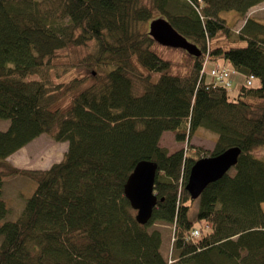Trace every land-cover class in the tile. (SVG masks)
<instances>
[{
    "label": "trees",
    "instance_id": "trees-1",
    "mask_svg": "<svg viewBox=\"0 0 264 264\" xmlns=\"http://www.w3.org/2000/svg\"><path fill=\"white\" fill-rule=\"evenodd\" d=\"M261 4L0 0V122L9 120L0 128V264H264V20L249 12ZM158 17L200 53L165 56L170 46L148 33ZM89 43L93 59L74 64L82 74L54 78L59 51ZM223 67L244 77L234 96L211 74ZM200 128L218 134L209 155L241 153L192 199L185 184L204 157L190 143ZM170 131L187 147L161 145ZM43 133L67 143L59 162H10ZM143 159L158 164L146 224L123 191ZM160 223L173 229L168 256Z\"/></svg>",
    "mask_w": 264,
    "mask_h": 264
},
{
    "label": "rangeland",
    "instance_id": "rangeland-1",
    "mask_svg": "<svg viewBox=\"0 0 264 264\" xmlns=\"http://www.w3.org/2000/svg\"><path fill=\"white\" fill-rule=\"evenodd\" d=\"M143 2L148 3L149 0H143ZM249 12L257 16L258 18L264 20V4H261L259 6L256 5L250 8ZM221 16L226 18L229 24H232L231 17L229 16V12L225 11ZM243 23H244L243 21H240L239 25L242 26ZM94 49L95 47L93 46V44L89 43L88 45L76 46L68 50L59 51L60 57L55 59V61L57 62V66L54 73V75L56 76L54 78H58L61 81H67L69 78L75 75H81L82 70L75 69L74 64L78 60H83V59H86V61L92 60L94 57ZM181 54H182L181 51L175 49L174 47L172 48L170 47V49L166 50L165 52V56L171 58L173 57L179 58ZM219 64H225V62L220 61ZM100 72L101 71L97 69V73ZM32 77L33 76H30L29 78ZM243 81H244V77L242 75H239L238 73L232 74L231 82L229 85L227 84L228 86L231 87L229 89V93L231 94V96H234L237 93L236 90L239 88V85ZM247 84H249L248 81ZM8 124H9V120L4 119L3 121L0 122V128H6ZM198 130L199 131H197L195 136L191 138L190 143H193L194 145L199 146L204 150V152L201 153V156L209 155L211 153L210 151L215 147V142L218 134L215 131H212L207 128H200ZM160 144L167 147L172 152L181 147L186 148L188 142L185 141L184 143H180L176 141L174 133L170 131V132H166V134H163L160 140ZM66 146L67 143H62V142L58 143L55 140H53L48 134L43 133L35 140L30 142L28 145L18 150L13 156H11L10 162L16 167L23 169H47L52 164L59 162L61 160V158L63 157V153H65V151L67 150ZM262 153L263 154H259V155L264 156V150ZM233 169L234 168L232 167L230 171ZM262 206L264 209V202ZM197 209H198L197 204H194L190 208L191 217L194 218L196 216ZM158 227L162 229V233H163L161 252L165 256H168V254L170 253L173 229L171 231L170 226L162 223H160Z\"/></svg>",
    "mask_w": 264,
    "mask_h": 264
},
{
    "label": "water",
    "instance_id": "water-1",
    "mask_svg": "<svg viewBox=\"0 0 264 264\" xmlns=\"http://www.w3.org/2000/svg\"><path fill=\"white\" fill-rule=\"evenodd\" d=\"M149 35L162 45L183 48L195 54L200 53L195 44L180 34L163 17L155 18L150 22ZM240 153V147L231 146L219 154L204 156L196 160L185 184V189L192 199L198 198L210 183L228 173L237 164ZM157 172L156 162L143 159L134 166L124 183V194L136 211L135 218L140 224H146L151 219L157 203V195L154 192Z\"/></svg>",
    "mask_w": 264,
    "mask_h": 264
},
{
    "label": "built area",
    "instance_id": "built-area-1",
    "mask_svg": "<svg viewBox=\"0 0 264 264\" xmlns=\"http://www.w3.org/2000/svg\"><path fill=\"white\" fill-rule=\"evenodd\" d=\"M235 73L234 70H229V69H225V67H223V69L221 70L220 73L218 72H214L213 70L211 71V74L214 75V74H219L217 77L218 79H220L221 81L223 82H226V84H230L231 82V77H232V74ZM249 84L251 83L250 80H248Z\"/></svg>",
    "mask_w": 264,
    "mask_h": 264
},
{
    "label": "crops",
    "instance_id": "crops-1",
    "mask_svg": "<svg viewBox=\"0 0 264 264\" xmlns=\"http://www.w3.org/2000/svg\"><path fill=\"white\" fill-rule=\"evenodd\" d=\"M232 16H233V15H232ZM235 18H236V15H234L231 19L234 20ZM241 21H243V20H241ZM239 22H240V21H238V22L236 23V25H235V26H238V28H240V26H241V25H239ZM238 28H237V29H238Z\"/></svg>",
    "mask_w": 264,
    "mask_h": 264
}]
</instances>
